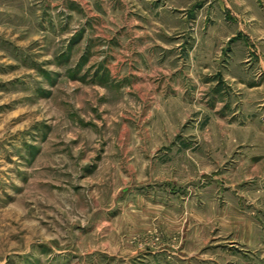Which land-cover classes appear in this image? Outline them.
I'll list each match as a JSON object with an SVG mask.
<instances>
[{"label": "rangeland", "instance_id": "obj_1", "mask_svg": "<svg viewBox=\"0 0 264 264\" xmlns=\"http://www.w3.org/2000/svg\"><path fill=\"white\" fill-rule=\"evenodd\" d=\"M249 1L0 0V264H264Z\"/></svg>", "mask_w": 264, "mask_h": 264}, {"label": "crops", "instance_id": "obj_2", "mask_svg": "<svg viewBox=\"0 0 264 264\" xmlns=\"http://www.w3.org/2000/svg\"><path fill=\"white\" fill-rule=\"evenodd\" d=\"M184 1V0H183ZM178 2H181V0H178ZM254 3L244 2V9L245 13L249 16L252 14V12H255L256 9L253 7ZM221 7V6H220ZM222 8L217 7V16H220L219 22L215 25V37H207L210 41H216V44H220L221 41L228 40L230 38L235 37L234 42V49L235 53L233 55L235 66L234 68L240 69V63L242 62H251L252 67L255 68L258 71L259 78H264V45L262 42H260L261 36L264 37V19L263 16L259 13V11H256L258 16L257 17H251L252 19L257 20V27L258 31L261 32V36H252L249 34V25L248 21L249 19L246 18V16L240 15L239 13H233L238 18V24L233 23L234 21L227 18L228 12L225 11V14H223ZM255 12V13H256ZM222 16V19H221ZM226 17V19L224 18ZM257 18V19H256ZM233 21V22H232ZM261 27V28H260ZM197 63V61L195 62ZM245 70L241 69L238 73V80L240 79L242 83H240L241 87L250 88V86L255 85L254 81H257L255 77H245L246 72ZM244 72V73H243ZM241 75V76H240ZM234 79V78H233ZM259 80V79H258ZM264 87V83L262 85ZM264 89V88H263ZM257 102V101H256ZM254 102V103H256ZM260 108H264V99L262 100V103L260 102ZM262 105V106H261ZM264 157V156H263ZM239 244L241 247L249 248L251 245L254 244V236L251 232L243 233L242 235L238 236ZM231 255H238L237 261L242 264H255V262H250L248 259V256L246 253H231Z\"/></svg>", "mask_w": 264, "mask_h": 264}]
</instances>
